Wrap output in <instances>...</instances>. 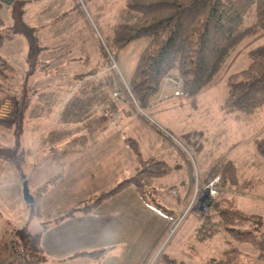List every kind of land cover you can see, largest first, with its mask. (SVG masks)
I'll return each instance as SVG.
<instances>
[{
	"label": "rangeland",
	"instance_id": "obj_1",
	"mask_svg": "<svg viewBox=\"0 0 264 264\" xmlns=\"http://www.w3.org/2000/svg\"><path fill=\"white\" fill-rule=\"evenodd\" d=\"M22 2V22L27 27L36 29L38 39L45 34L50 44H64L70 48L69 51H64L60 58L69 61L68 67L64 68V74L61 75L63 81L69 84L63 83L58 89L50 86L49 83L60 78V75L52 74V79L45 81L49 86L47 90H39L29 95L28 88L31 83L25 73L29 69L26 60V36L15 34L11 41H4L0 48V57L7 58L11 69L5 72L6 86L0 87V98L5 94L4 99H0V244L8 241L12 227L18 222H24V207L29 204L23 202V188L27 191L28 198H34L35 189L43 184V176H51L47 175V166L51 165L56 157H59V160L62 157L55 153L54 149H63L70 141H75L78 146L83 142L89 146L110 144L116 157L113 174L117 180L122 181L123 178L127 179L134 174V167L137 165L132 149L125 144L127 139L139 142L142 159L170 150L168 163L172 171L164 179L158 180L161 195L154 199V207H149L139 200L132 187H128L122 200L117 201L119 196H116L107 207L101 205L96 212L108 210L113 216L104 232L95 231L83 236L71 235L64 239L75 245L76 253L106 249L107 254L99 261L74 254L64 259L61 264H151L150 255H146L155 246L160 235L163 232L165 234L170 223L167 213L172 219L182 218L154 264H215L223 259L222 251L232 244L229 245L227 240L219 236L204 241L202 229L194 231L200 223L199 221L197 225L194 213L201 217L205 213L202 212L203 205L207 210L218 194L231 200L234 208L240 212L260 217L262 227L259 231L264 236V159L258 155L256 149V141H264V106L249 113L228 111L222 107L227 92V77L247 67V52L264 44V36L245 47L246 41L239 46L238 53L227 61L225 68L219 73L217 84L205 88L192 98L182 96L173 101L176 98L169 97L155 104L154 112L148 110L154 106L150 102L147 109H142V117L131 110V117L136 119L120 118L116 122L115 132L107 130L111 141L106 143L107 132L89 136L90 131L81 128L100 113L102 103L94 102L88 107H76L72 100L86 97V88L79 83L80 75H86L85 77H90L89 82H94L95 79L92 78L104 77L113 70L125 86L140 52L147 44V39L135 40L116 53L110 51L107 39L116 24L131 23L137 15L126 8V0H38L31 4ZM0 19L3 27H11L10 10L2 9ZM45 21H48V24L45 25ZM249 21L250 18H246L244 24L247 25ZM100 48L110 59L109 67L102 65ZM55 60V57L47 59L49 62H56ZM96 60V75L87 76L94 70ZM85 61L88 64L83 66ZM166 77L178 78L174 75ZM164 79L162 84L169 86L164 84ZM4 81L0 82L4 84ZM171 92L173 90L160 88L152 100H159L161 95H173ZM22 100L26 101L22 103ZM21 103L23 107L19 113L22 126L19 130V127H16V119ZM183 129L201 131L200 156H195L194 151L178 139V130ZM160 130L169 132L172 140L163 139L158 134ZM59 132H62L60 136L57 134ZM80 137L85 138L82 143ZM34 151L35 154H32ZM72 157L74 156L68 155L63 162ZM32 158H35L34 167L31 165ZM76 158L77 156L73 159ZM93 159L91 152L84 155L79 174L81 171L90 172ZM188 161L192 169L191 180L185 174ZM221 162L224 167L220 175L206 186L201 184L206 172L210 168L211 173L218 170ZM52 167L54 169V166ZM240 174L243 176L240 177ZM242 179L247 182V187L240 185ZM73 181L66 186L72 191L74 186L78 185ZM101 186L98 179L89 178L86 181V187L89 189L99 190ZM187 189L186 200L179 202ZM48 195L50 196L43 197L39 203L45 208V212H42L43 221L46 220L45 214L51 210L60 213V220L63 221L59 226L62 229L60 233L63 232L60 236L62 242L65 234L63 229L70 223V216L74 218L73 223L81 228L82 222L77 218L79 214H87L89 211L91 213L97 208L90 206L93 200L76 201L78 198L68 196L65 190L52 191ZM42 244L44 245V238ZM234 246L241 253L236 256V264H264V261L257 259V251L250 244L238 243ZM155 248L156 246L152 251ZM1 259L2 255L0 261Z\"/></svg>",
	"mask_w": 264,
	"mask_h": 264
},
{
	"label": "trees",
	"instance_id": "obj_2",
	"mask_svg": "<svg viewBox=\"0 0 264 264\" xmlns=\"http://www.w3.org/2000/svg\"><path fill=\"white\" fill-rule=\"evenodd\" d=\"M125 4L137 16L131 23L116 24L112 28L111 36L107 39L110 51L116 53L129 43L143 38L147 39V44L140 52L125 86L115 71L111 70L104 77L93 78L94 82L87 83L89 97L75 100L76 106H89L97 97H100L101 103L102 99L107 101L106 98L110 99L112 93L119 92L134 112L135 107L146 109L159 91L162 80L171 75L181 80L183 97H195L203 89L218 83L219 73L225 68L227 61L238 53L243 42L246 41L245 47L264 36V0H126ZM22 6V2L15 1L10 7L12 24L9 31H3L0 19V48L12 35L25 34L29 49V69L26 75H30L40 48L32 28L22 22ZM246 18H250L247 25L244 24ZM246 57L247 67L226 79L227 92L222 107L228 111L249 113L264 106V44L249 50ZM100 59L102 65H111L102 48ZM7 70H10L9 64L0 58V81H4ZM95 75L96 72L87 76ZM6 82L7 80L4 84L0 82V87L6 86ZM22 103L17 111V129L21 122L19 112L22 111ZM112 107L110 104L108 109ZM98 120L101 123L106 121L101 114L97 122ZM150 127L154 129L153 126ZM188 136L191 135L188 134L185 138ZM80 139L82 143L85 138ZM125 144L134 153L137 163L134 174L102 194L90 204L91 207L128 187H132L141 202L149 207H154V199L161 195L160 189L155 186V180L169 174V166L154 157L142 159L137 141L127 139ZM79 145L83 146L85 142ZM75 146V141H70L67 148L58 155L70 152ZM256 149L258 155L264 159L263 140L256 141ZM56 158L57 174L36 190L32 203L27 206L31 209L30 216L38 215L36 201L45 193L47 187L62 182V164L59 157ZM217 173H210L202 184L206 186L211 183ZM241 186L247 187L248 184L244 181ZM167 218L170 222L173 217L167 214ZM199 218L197 230L202 229L204 241L219 236L227 240L229 245H233L222 251L223 259L215 264H236V256L241 254L234 246L238 243L250 244L257 251V259L264 261V236L259 231L262 227L260 217L240 212L234 208L231 200L218 194ZM163 234L164 232L156 240L155 246ZM16 239L24 251L23 264H40L43 261L37 236L28 235L24 229H20L16 232ZM6 243L0 244V251L5 249ZM106 252L100 249L76 255L99 260Z\"/></svg>",
	"mask_w": 264,
	"mask_h": 264
},
{
	"label": "crops",
	"instance_id": "obj_3",
	"mask_svg": "<svg viewBox=\"0 0 264 264\" xmlns=\"http://www.w3.org/2000/svg\"><path fill=\"white\" fill-rule=\"evenodd\" d=\"M15 1H19V2L25 1L27 4H31V3H36L38 0H0V11L2 9L10 10V7L13 5V3ZM22 5H23V2H22ZM46 24H48V21H45V25ZM9 28L10 27H3V31L4 32L9 31ZM31 28L33 30L34 38L37 41L40 50H39L38 55H37V61H36V64L34 66L33 72H31L30 75H28V77H29L28 79L31 83L30 88H28V94L30 95V93H32V92L36 93L39 90H47V88L49 86L47 85V83L45 81H46V79H52L50 77V75H52V74L60 75V78L57 80L54 78L55 81L52 83H49L50 86H53V87L58 89V88L62 87L63 83L65 85L69 84V83H67V81H63L62 76H61L64 74V68L68 67L69 61L60 60V58L63 55L62 53L64 51H69L70 48L65 47L64 44H50L48 42L47 36L45 34L43 36H41L40 39H38L36 34H35L36 29L34 27H31ZM13 38H14V35H12L11 39L5 40V42L11 41ZM3 44H2V46H3ZM28 51H29V49H28ZM27 55L28 54L26 52V60H27ZM49 57H55L57 59V60H55L56 62L47 61V59ZM0 58L4 59L9 64L6 57H4V58L0 57ZM80 58H82V56ZM87 64H88V62L85 61L82 65L86 66ZM9 67H10V64H9ZM97 67H98V61L96 60V62L94 63V70L89 72V74L94 73ZM10 69H11V67H10ZM89 78L84 77V75H80L79 76V83L83 84L85 86V88H87L88 87L87 83L89 82L88 81ZM211 86H213V85H211ZM160 88H162L164 90L169 89L170 91L173 90V92H174V88L171 86H165L162 84L160 86ZM173 92H171V93L173 94ZM28 94H27V96H28ZM85 94H86L85 95L86 97H77V98L73 99L72 100L73 104H76L75 100H77V99L89 97V94H87V90H85ZM4 95L5 94L1 95V98H0L1 100L4 99L3 98ZM169 97L171 98V97H173V95H169L168 97H166L165 95H161L159 100H157V101L152 100L151 103H153L154 106L152 108H148V110H150V112H154L155 108H156L155 104L159 103L160 101H165V100L169 99ZM99 98L100 97H97L96 98L97 100L95 101L98 104L100 103ZM106 99H107V101H105V99H102L103 101H101L103 108L100 111V113L97 116H93L91 118V120L86 122L81 128L83 130L88 129L87 131H90L89 136L94 135V134L95 135H103L104 133L107 132V135H106L107 138L105 141H106V143H108L109 141H111V136L107 130L110 129L113 132H115L116 129H114V128L116 127V123L112 128L107 120L104 121L103 123H101L99 120L97 122L98 116L100 114L102 115V113L105 110H113V111H116L118 113L119 120H120V118L121 119L122 118H130L131 120H134V119H136V117H134V116L131 117L130 111L132 109L122 99L120 93H119L118 98L117 97L113 98L110 96V99H109V97ZM176 100H178V99L177 98L173 99V101H176ZM27 103H28V99H27ZM110 104H112L113 107L111 109H108ZM86 107H88V106H86ZM119 120H117V121H119ZM21 126H22V118H21V124L19 126V130H20ZM163 131L164 132H161V130H160L158 134L163 139L171 141L172 140L171 134L165 130H163ZM178 131H179V134H178V132L176 134H178V139L182 142V144L184 146H186L187 148H191L194 151L195 156H200L201 147H202L201 131H198L196 129L195 130H193V129L184 130L183 129V130H178ZM57 134H58V136H60L62 134V132H59ZM188 134L191 136H188V138H185V136H187ZM80 138H84V137H80ZM68 143L65 145V148L58 149V150L54 149V152L58 154L59 152L64 151L67 148ZM138 145H139V142H138ZM113 150H114V148L110 144H107V145H105V144L97 145L96 144V145H90V146L85 144L83 146L76 145L75 147H72L70 152L63 154L59 160L60 163L62 164V167H61L62 182L59 185L47 187L45 193L37 199L36 204H37V214L38 215L30 216L29 214H30L31 209L29 207H27L28 205H25V207H24V210H25L24 211L25 212L24 222L23 221L18 222L15 227L11 228L10 233L13 230L18 231L20 229H24L28 235H33V236L38 237L39 249H40L42 257H43V261H41L40 264H51V263H55V262H57L56 264H61V263H63L64 259L70 258L71 255L79 254V252L76 253L77 250H76L75 245L67 242L64 239V237H66L68 239L71 235L83 236L85 234H90V232H95V231H97L98 233L104 232V230L110 224L111 220H113V216H112V214H110L108 212V210H104V212H96V211L101 205L103 207H107V204L109 202H112L113 200H115L114 198L116 196H119V197H117L118 199H116L117 201L122 200L123 197L125 196L124 192L128 188H125L122 191H120L119 193H117L118 195L115 194V195H112L110 197L102 199L99 203H97L94 206V208L97 207L95 209V211L93 210L91 213L89 211L87 214L86 213H80L79 217H77V218H79V220H81V222H82L81 228L77 227L75 225V223H73L74 218H72L73 216H70L69 217L71 219L70 223L67 225L66 229H63L65 231V234L63 236V242L60 240V236L63 235V232L60 233V230H62V229L59 228V226L63 222L60 220V218H61V217H59L60 213L57 210H54V211L51 210L50 212L45 214L46 220L43 221L42 212H45V208L41 207L39 204L43 197L50 196V195H48L50 192H52V191L61 192L62 190H65L68 196H76L78 198V199H76V201L84 202V201H92L93 200V202H94L95 200H97L102 194L109 191L111 188H113L117 184V182L120 181V180H117L115 178V175L113 174V172H114L113 168L115 167V162H116V157L114 156ZM90 152L92 155H94V159H93V163L91 164L90 172L85 173V172L81 171L79 174V171L81 170L79 168V166L82 164L81 160L83 159L84 155H87ZM92 152H95V153H92ZM169 152H170V150L165 151L164 153H160L159 155H156V156H154L152 154V155H148L146 157V158L154 157L158 160H161V161L165 162L170 168L169 174L155 180V186L158 187L159 189L161 186L158 183L159 182L158 180L164 179L166 176L170 175V173L172 171V167L168 163V158H169L168 153ZM33 153L35 154V151L32 152V154ZM180 153L183 154L181 151H180ZM68 155H73L74 157L77 156V158L73 159L74 157H72L70 159L71 161L69 160L67 162H63L64 159H66L68 157ZM52 156H55V155H52ZM46 159H47V157H46ZM31 165H32V167H34L35 158H32ZM220 165H221L220 168L218 167L219 169L215 170L216 172H218L217 176L220 175V172L222 171V169L224 167L222 162ZM52 166H54V169ZM47 167H48L47 175H51V176H47L48 178H45L46 176L45 177L43 176V179H42L43 184L48 179L54 177L57 174V167H56L55 161L52 162L51 165L49 164ZM134 169H135V167H134ZM52 170H54V172ZM191 170L192 169H191L190 163L188 161V164H186V167H185V174H186V176H188L189 180H191V176H190ZM215 171H213V172H215ZM211 172L212 171L210 168L208 170V172H206L205 177L202 179L201 184L203 183L204 179L208 175H210ZM242 174H240V177L243 176ZM130 177H128V178H130ZM89 178H91L93 180L98 179L99 183L102 184L101 188L99 190H92V189H89L88 187H86V181ZM123 179H126V178H123ZM197 179L199 181L198 177H197ZM247 180H249V179H247ZM72 181L74 182L75 185L78 183V185L76 187L74 186V191H72L70 188H66V186L68 184H70ZM244 181L245 180L242 179L239 182L240 185ZM41 186H39V187H41ZM39 187H37L35 189L34 196H35L36 190ZM187 191H188V189L184 192V194H183V196L179 202L183 203L186 200L187 195H188ZM21 196H22V192H21ZM55 198H58V197H55ZM32 199H34V198H32ZM122 202L123 201H121V205H122ZM167 214H169V213H167ZM194 214L196 216V223L198 225L199 215L197 213H194ZM19 225L21 226L20 229L17 228ZM197 228L198 227L196 226L194 231L195 230L197 231ZM43 238H44V245L42 244ZM95 250H100V249H95ZM95 250H92V251H95ZM103 250H106V249H103ZM108 251H109V249H108ZM106 254H107V252H106ZM1 255H2V259L0 261V264L4 260V250H2V249L0 251V258H1ZM146 256H145V258H146ZM103 258L104 257L100 258L99 260H101ZM99 260H97V261H99Z\"/></svg>",
	"mask_w": 264,
	"mask_h": 264
},
{
	"label": "built area",
	"instance_id": "obj_4",
	"mask_svg": "<svg viewBox=\"0 0 264 264\" xmlns=\"http://www.w3.org/2000/svg\"><path fill=\"white\" fill-rule=\"evenodd\" d=\"M164 84H167L169 86H172L174 88V93L173 96L175 98H180L183 96L182 90H181V80L179 78H168L166 77L164 79ZM119 96V92H114L112 94L113 98H116ZM136 108V113L137 115H142V109L135 107ZM103 117L105 120L109 122L110 125L114 126L117 120H119V117L117 113L113 110H105L103 112ZM212 193V192H211ZM210 201V199H208ZM202 212H206V206L203 205ZM182 217L172 219L169 223L168 228L165 231V234H163V238L158 244L156 245L155 250L151 253L150 255V263L154 264V262L158 259L163 247L165 244L168 242L170 236L174 233L177 225L180 223ZM21 226L19 225L17 228L19 229ZM23 258H24V251L19 244V242L16 239V231H13L9 238L8 241L5 245L4 249V260L1 264H23Z\"/></svg>",
	"mask_w": 264,
	"mask_h": 264
},
{
	"label": "water",
	"instance_id": "obj_5",
	"mask_svg": "<svg viewBox=\"0 0 264 264\" xmlns=\"http://www.w3.org/2000/svg\"><path fill=\"white\" fill-rule=\"evenodd\" d=\"M22 199L25 204H31L33 199L28 198L27 191L25 189L22 190Z\"/></svg>",
	"mask_w": 264,
	"mask_h": 264
}]
</instances>
